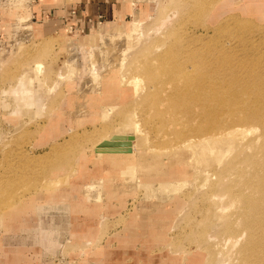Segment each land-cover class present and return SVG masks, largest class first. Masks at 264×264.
Here are the masks:
<instances>
[{
    "label": "rangeland",
    "instance_id": "rangeland-1",
    "mask_svg": "<svg viewBox=\"0 0 264 264\" xmlns=\"http://www.w3.org/2000/svg\"><path fill=\"white\" fill-rule=\"evenodd\" d=\"M145 1L143 9L136 11H145L141 13L146 22L144 31L156 29L149 39L158 38L156 32L174 29L173 36L180 43L196 47L195 60L199 64L193 63L207 73L208 84L215 86L209 93L234 86L246 93L254 91V75L264 72V55L257 53L259 49L253 48V42L243 41L264 27V0ZM13 8L6 6L7 10ZM16 16L10 17L0 36V264H205L211 250L212 264H233L240 241L227 239L221 231L232 214L235 218L237 205L230 204L229 194L223 190L212 191L211 184L236 178V171L227 169L229 162L251 154L260 131L248 134V125L236 127L244 131L238 132L233 152L220 161L206 163L199 171L187 162L188 148L175 138L172 127L163 129L160 119L153 118L154 108L143 111L141 101L137 107H128L133 97L112 104L113 99H123L118 92H112V97L91 90L93 96L98 94L83 95L90 73L104 71L111 62L109 51L104 49L108 46L104 45L107 36L101 39L100 35L96 40L94 48L100 49V57L92 66L91 46L82 48L71 43H90V38L81 42L88 30L78 34L68 27L46 36L38 30L16 33ZM165 19L167 22L162 24ZM131 20L132 14L118 25L124 30L131 26ZM101 25L106 27V22ZM116 30L117 26L113 32ZM102 33L107 35L105 30ZM57 35H63L62 40ZM261 35L255 34L254 40ZM116 37L119 41L125 36L117 34L109 44ZM50 39L54 43L42 48ZM131 53L113 74L115 81L120 80L121 90H129L127 93L133 88L124 87V79L134 75L145 83L141 73L131 70L135 56ZM203 55L208 63H201ZM39 61L42 74L35 67ZM126 65L130 70H123ZM251 72L254 74L248 75ZM20 78L27 83L26 92L33 91L30 97L14 92ZM159 89L164 97L171 96L172 90L164 82ZM71 97L77 99L73 107L68 102ZM89 98L93 100L82 107ZM132 112L145 133L139 146L144 150L134 158L136 176L146 179L152 191L132 180L126 183L106 174L113 169L109 164L116 161L115 157L124 156L126 149L121 154L98 150ZM147 114L151 126L144 123ZM77 124L81 127L69 132L68 128ZM133 152L135 148L130 155L134 156ZM124 165L120 161L117 167L123 169ZM169 181L175 184L170 189L160 185ZM92 184L98 185L87 191L85 185ZM245 238L246 234L241 241Z\"/></svg>",
    "mask_w": 264,
    "mask_h": 264
},
{
    "label": "bare ground",
    "instance_id": "bare-ground-1",
    "mask_svg": "<svg viewBox=\"0 0 264 264\" xmlns=\"http://www.w3.org/2000/svg\"><path fill=\"white\" fill-rule=\"evenodd\" d=\"M149 1L150 0H146V2ZM180 1L182 0H179L178 2ZM195 1L199 0H191V2ZM31 2L32 0H3L2 2V4L5 6H11L14 7V9L21 11L20 14L16 16V23L14 22L16 28L14 30H16V33L22 30L26 32V34H28L27 31H29L30 33L36 31L35 25L33 24L31 19ZM134 2H137V0H134ZM179 6L180 5H178L177 7ZM183 6L179 8L184 9L186 4L184 7ZM123 20L124 18L120 19L118 24L123 22ZM166 20L167 19L162 20V24L166 23ZM162 21L160 20L158 24L161 25ZM144 23L146 22L141 16V11L134 12L133 10L131 26L125 27L124 30L122 29L123 26L117 25L116 32L111 31L107 33V35H105L104 33H101L99 31H97V33L93 31L88 34L87 37L81 38V42H84L83 39L85 38H90L87 39L90 41V43L85 42L80 43V45L78 42H71L72 44L74 43L75 46L82 48L83 46H91L89 48V51L92 61L89 65L96 66V60H99L100 57V49H95L94 44H96V40L99 39L100 35L102 36L101 39H104L105 36H107V39L104 40V45L107 43L106 45L108 46H106V48L104 49H107L109 51L108 55H110L109 58L111 62L107 64V67L104 71L102 70L103 72H98L97 70H95L92 73L90 71V74L92 75L91 77L89 76L90 80L87 83L89 90L85 86L83 95L85 96L89 94L94 97L99 92L101 96L107 95L112 97V92H118L122 94L123 99H120L119 101L113 99V101H111L112 104L118 105L121 104L122 101L124 102L128 97H133L134 101L128 107L131 108L134 105L137 107L139 106V104L137 105V103H139L138 101H141L140 107H143V111L144 108L146 109V107H151L152 109L154 108L155 112L153 118L155 119L156 117H158V119H160V127L163 129L172 127V133L175 138L179 141H182L184 143L182 145L188 148L187 150L189 152L187 153L189 160H187V162L193 163L195 168L198 167L199 171H202V166H205L206 163L209 164L212 161L214 162V160L216 159L217 161H220L218 160L219 158L233 152L235 143L234 141L237 137L238 132L240 133L244 131L243 129H239L236 127L240 125H248V134L260 131V134L256 138V144H254L255 146L253 152L244 156H237L235 160H231V162H229L227 169H234L237 173L236 178L228 183H223L221 181L220 184L212 183L211 190H223L225 193L229 194L230 204L237 205L235 218L233 219L232 214L231 218L227 221L224 230L221 231L222 234H226L225 236L227 239L233 240V242L240 241V245L238 247V255L236 257V261H234L233 264H264V72H260L254 75L257 78L253 80V82L255 83V86L252 85V89L254 90L253 92L246 93V90H244L243 88L234 86L229 87L228 89L225 88L218 90L221 91L220 93H218V91L214 92L217 94L209 93V91L214 89L215 86L208 84V77L205 78L207 73L203 72L200 67L194 65V63H198L195 60L198 55L197 51L195 50L196 47L190 44H187V46H185L183 43H180V39H177L175 36H173L175 35L174 29H169L166 31V33L158 34L156 32V34L160 36L158 38H154V40H150V35L156 29H153L152 32L147 33V30L144 31L143 29ZM238 29L240 28H237V30ZM257 33L262 34L261 38L259 40H254L255 34ZM117 34H124L125 37H120L122 39H120L119 41L116 37L115 42L113 44H109V39H115V36H117ZM62 36L63 35H57L56 38L58 40H62ZM158 40L161 41L159 42ZM46 41L47 42L43 43L44 45L42 48H48L54 43V40L51 39ZM247 41L253 42V48H255L256 46V48L259 49V52L257 53H263L261 54V56L264 55V51H261V49H264V27H260L258 32H254V34H251V36L245 39L243 43H246ZM104 49L102 48L101 50ZM129 52H132V56L135 55L133 57L134 60H132L133 62L131 64V70L133 72L141 73L146 83L145 86H142L144 80L134 75L129 77L128 79L123 78L125 81L123 86H130L133 88V90H130L131 93H127L129 92V90L127 89L121 90V83L119 82L120 80H118L117 82L113 79V74H115L114 70L116 66H120L123 61H125L124 58L129 55ZM142 53L145 54L141 55ZM1 54L2 52L0 53V55ZM202 61V64L208 63V59L207 57H205V55H203ZM89 65L87 67H89ZM35 67L38 68L39 73L41 71L42 74V65L40 61L39 63H35ZM126 67H128V70H130L129 66L127 65L124 66L123 70H125ZM94 68L96 69V67ZM106 70L110 73V77L105 76ZM118 73L119 71H117V74ZM253 74L254 72L248 73V75ZM64 77L65 76L63 75V77L60 78L64 79ZM162 82H164L172 90L171 96L164 97L161 94L159 84ZM26 84V81H24L23 78H20L18 85L14 89V92L19 91L24 94H29L25 97H30L33 91L29 89V92L27 93L26 91L28 90V88ZM102 87L106 89H103ZM51 88L53 87L51 86ZM144 89H146V92L145 94H142ZM90 90L98 92L93 96L94 93L92 92L90 94ZM51 93H53V91ZM72 95L73 93L71 94V96ZM75 99L76 97H71V100L69 99L68 102L71 107L74 106L77 100ZM91 100L93 99L89 98L86 102H83L81 106L87 107L88 102ZM161 106H164L165 109H161ZM99 107L100 106H98L97 108ZM134 112H132V114L127 113L125 115V119L121 124L117 125L113 136H111L108 142L104 144L103 148H100L98 150H101L102 152L108 151L111 154L118 151L116 152V154H121V152L123 153V148L126 149L127 153L129 154L124 153V156L120 155V157H115L116 161L109 164L113 169L106 174L114 177V179L118 177L122 178L124 179V181H126V183L127 181L132 180L137 186H145L152 191L153 187L147 182L146 179H138V177L136 176L137 169L134 163V158L139 157L142 153V150H144L139 146L140 141L144 140L143 136L145 135V133L140 130L139 123L133 119L135 115ZM148 116L149 115L147 114L144 117V123L146 126H151L152 120ZM76 122L80 123V120H76ZM78 124L74 127L70 126L68 128L69 132L78 130L79 127H81ZM169 136H167V138ZM252 142L248 141L249 144ZM134 148L135 152H133V156L130 155V152ZM157 149L159 148L157 147ZM166 149L167 148H165V150ZM120 161H123L125 164L123 169L117 167ZM225 174L226 172L222 173V177H224ZM161 184L162 186H165L164 189H170L171 186L175 185L174 182L171 181L166 183L161 182L160 185ZM97 185H85V187L87 188V191H89ZM245 234V240L241 241V237H243ZM204 256L207 257L206 254ZM213 256V251H209L208 260L205 264H212Z\"/></svg>",
    "mask_w": 264,
    "mask_h": 264
},
{
    "label": "crops",
    "instance_id": "crops-1",
    "mask_svg": "<svg viewBox=\"0 0 264 264\" xmlns=\"http://www.w3.org/2000/svg\"><path fill=\"white\" fill-rule=\"evenodd\" d=\"M2 2L0 0V36L5 33L10 17L14 18L18 12L14 8L5 9ZM142 2L144 0H32L30 11L35 30L42 36L58 33L68 27L78 34L86 30L88 34L96 30L108 33L116 29L120 19L142 8L145 5ZM141 13L143 15L145 11ZM104 22L106 27L101 25Z\"/></svg>",
    "mask_w": 264,
    "mask_h": 264
}]
</instances>
